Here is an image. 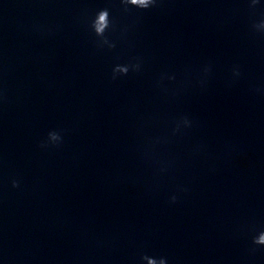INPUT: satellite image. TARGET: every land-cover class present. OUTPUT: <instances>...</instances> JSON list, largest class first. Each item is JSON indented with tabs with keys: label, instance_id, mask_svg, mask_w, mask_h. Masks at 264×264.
Returning a JSON list of instances; mask_svg holds the SVG:
<instances>
[{
	"label": "clouds",
	"instance_id": "obj_1",
	"mask_svg": "<svg viewBox=\"0 0 264 264\" xmlns=\"http://www.w3.org/2000/svg\"><path fill=\"white\" fill-rule=\"evenodd\" d=\"M259 0H250V9H255ZM125 12L129 11L131 8L139 10H148L150 8L156 7L158 0H119ZM90 28L96 37V46L99 49H104L107 47L108 50H112L116 47L115 42H113L106 33L110 30H115L114 21L110 17V11L107 7L99 9L95 15L91 18ZM252 28L259 33L264 34V19H261L258 23H254ZM142 61L139 57H135L127 63H117L112 67L111 78L116 80L120 77L127 76L130 72L138 73L141 71ZM235 75H239L238 71L234 70ZM163 78V77H162ZM181 124L185 127L191 126V121L184 117L177 122V127L175 131H179ZM63 142V137L59 131H50L47 135V140L40 143L41 148H47L49 146L58 147ZM13 188L20 187V181L18 179H13L11 181ZM177 201V196L172 195L170 197V202L175 203ZM252 243L257 246H264V231H260L257 235L252 238ZM140 264H168V260L163 256H149L146 253H142L139 256Z\"/></svg>",
	"mask_w": 264,
	"mask_h": 264
}]
</instances>
